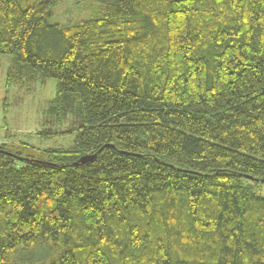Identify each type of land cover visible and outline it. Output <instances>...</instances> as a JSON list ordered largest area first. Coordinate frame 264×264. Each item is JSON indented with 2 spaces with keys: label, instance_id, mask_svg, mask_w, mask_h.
Instances as JSON below:
<instances>
[{
  "label": "trees",
  "instance_id": "16d2710c",
  "mask_svg": "<svg viewBox=\"0 0 264 264\" xmlns=\"http://www.w3.org/2000/svg\"><path fill=\"white\" fill-rule=\"evenodd\" d=\"M55 3L0 0L8 85L76 132L0 144V264H264V0Z\"/></svg>",
  "mask_w": 264,
  "mask_h": 264
},
{
  "label": "rangeland",
  "instance_id": "374dc122",
  "mask_svg": "<svg viewBox=\"0 0 264 264\" xmlns=\"http://www.w3.org/2000/svg\"><path fill=\"white\" fill-rule=\"evenodd\" d=\"M94 4L95 0H56L53 21L68 23L88 19ZM12 66L13 57L3 55L0 62V144H14L12 148L24 155L45 148L72 146L76 136V132L71 133L74 116L62 114L60 118L52 110L56 81L29 80L21 85H8ZM51 133L53 136L47 138ZM259 192L264 196V184L260 185Z\"/></svg>",
  "mask_w": 264,
  "mask_h": 264
},
{
  "label": "water",
  "instance_id": "95a60500",
  "mask_svg": "<svg viewBox=\"0 0 264 264\" xmlns=\"http://www.w3.org/2000/svg\"><path fill=\"white\" fill-rule=\"evenodd\" d=\"M94 156L86 155L85 157L81 158L82 162L90 161ZM253 178V177H250Z\"/></svg>",
  "mask_w": 264,
  "mask_h": 264
}]
</instances>
